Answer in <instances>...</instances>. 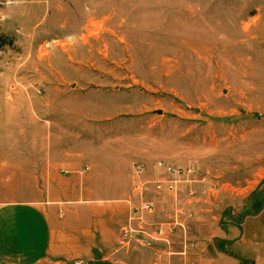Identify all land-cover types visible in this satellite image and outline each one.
<instances>
[{
  "label": "rangeland",
  "instance_id": "1",
  "mask_svg": "<svg viewBox=\"0 0 264 264\" xmlns=\"http://www.w3.org/2000/svg\"><path fill=\"white\" fill-rule=\"evenodd\" d=\"M0 14V198H26L21 177L29 187L62 152L121 190L136 163L155 181L156 161H190L204 179L191 200L214 210L208 223L176 204L196 247L170 262L225 264L211 225L255 213L256 200L231 215L224 198L253 201L264 176V0H0ZM150 188L155 208V192L191 201Z\"/></svg>",
  "mask_w": 264,
  "mask_h": 264
},
{
  "label": "crops",
  "instance_id": "2",
  "mask_svg": "<svg viewBox=\"0 0 264 264\" xmlns=\"http://www.w3.org/2000/svg\"><path fill=\"white\" fill-rule=\"evenodd\" d=\"M0 16L3 20L4 15ZM18 33H21L20 29ZM29 34L27 30L26 35ZM82 158V153H57L47 162L35 164L34 170L41 173L31 177L30 188L27 186L29 176L21 177L20 188L23 190L20 192L26 198H0V264H72L75 261L150 264V251L126 252L118 246L119 230L127 221L128 201L132 200V186L129 190H121L113 184L109 186L106 181L100 186L99 180L93 179L91 174L86 176L92 169L82 172ZM61 166L66 168L60 169ZM62 171L68 173L64 175ZM161 175L163 171L154 176L161 178ZM259 184L260 194L253 201L251 198H224L227 203L224 209L227 208L231 215L239 205H250L251 208L255 200L260 203L258 211L248 213L240 224L223 227L210 224L212 229L218 228V239L226 245L225 264H264V176ZM24 189L28 190L24 193ZM155 193L159 198H152V201L158 220H163L176 204H183L195 213L194 217L211 223L207 214L214 208H204L203 200L194 202L179 198L175 203L163 192ZM249 219L255 221L253 228ZM199 235L201 238L202 232L199 231ZM186 263L181 259L170 262Z\"/></svg>",
  "mask_w": 264,
  "mask_h": 264
},
{
  "label": "built area",
  "instance_id": "3",
  "mask_svg": "<svg viewBox=\"0 0 264 264\" xmlns=\"http://www.w3.org/2000/svg\"><path fill=\"white\" fill-rule=\"evenodd\" d=\"M54 41L45 43L43 48H48ZM153 168L157 171H163V176L158 180H145V167L142 164L133 165L134 183L132 187V200L128 201L129 212L126 223L119 230V249L126 252H137L148 250L151 252L150 264H170L171 256H186L187 251L194 250L196 247L194 242L187 243V230L180 216H189L187 209L182 206H174L169 211L164 220L155 221L156 208L154 204L146 200V196L152 193L153 189L150 185H156L154 191H160V187H164L163 191L171 197L185 196L187 199L196 195L193 188L194 185L200 184L204 179L197 173L195 166L189 161L183 166H175L164 161H156ZM87 168L85 167V170ZM65 175L68 172L62 171ZM165 175V176H164ZM157 179V178H156ZM162 181V182H161ZM211 189H199L201 195L208 200L213 196L212 191L216 188L210 184ZM213 186V187H212ZM179 194V195H178ZM179 198H173L177 202ZM190 218L192 217L190 212ZM181 236V251L175 252L171 249L174 245L172 242L174 237ZM73 264H88L84 261H75Z\"/></svg>",
  "mask_w": 264,
  "mask_h": 264
},
{
  "label": "trees",
  "instance_id": "4",
  "mask_svg": "<svg viewBox=\"0 0 264 264\" xmlns=\"http://www.w3.org/2000/svg\"><path fill=\"white\" fill-rule=\"evenodd\" d=\"M2 39H3V38H2ZM2 39L0 38V46H1L2 44H4V42H3L4 40H2ZM2 42H3V43H2ZM252 194H253V195H255V194L257 195V194H258V192H257V191H255V192H254V193H252ZM257 196H258V195H257ZM258 204H260V203H257V205H258ZM258 208H260V206H258ZM256 211H258V210H256ZM219 250H220V249H219ZM220 251L222 252L223 250H220ZM223 252H224V251H223Z\"/></svg>",
  "mask_w": 264,
  "mask_h": 264
},
{
  "label": "bare ground",
  "instance_id": "5",
  "mask_svg": "<svg viewBox=\"0 0 264 264\" xmlns=\"http://www.w3.org/2000/svg\"><path fill=\"white\" fill-rule=\"evenodd\" d=\"M59 43L57 42V45H58ZM44 49V48H43Z\"/></svg>",
  "mask_w": 264,
  "mask_h": 264
}]
</instances>
